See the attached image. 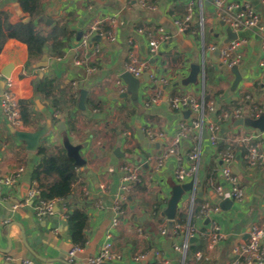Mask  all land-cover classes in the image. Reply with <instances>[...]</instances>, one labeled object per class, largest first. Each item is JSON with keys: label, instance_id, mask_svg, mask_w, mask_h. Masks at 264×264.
Wrapping results in <instances>:
<instances>
[{"label": "crops", "instance_id": "obj_1", "mask_svg": "<svg viewBox=\"0 0 264 264\" xmlns=\"http://www.w3.org/2000/svg\"><path fill=\"white\" fill-rule=\"evenodd\" d=\"M229 1L251 5L264 25V0ZM154 2L155 8L148 9L136 0H39L38 12L32 17L34 25L39 30L57 34L50 40L52 47L45 48L49 63L44 68L35 66L41 58L28 64L26 43L16 38L6 41L0 53V72L9 66L17 97L29 101L33 116L27 131L44 129L40 145L52 152L57 151L58 144L67 142L80 146L85 162L77 169L71 204L84 207L89 221L86 245L71 258L69 250L73 243L63 204L58 205L52 215L44 217L37 216L36 204L20 205L34 183L32 172L40 157L18 138L17 129L0 107V175L24 168L19 182L10 189L3 188L0 195V264H8V257L16 261L31 259L33 264H89V258L101 249L110 229L114 249L121 255L113 264H161L151 255L146 259L135 258L136 254L149 253L155 248L168 264L198 263L195 254L186 262L185 255L174 248L183 237L173 230V220L164 215V209L173 185L178 184L174 180V169L178 164L185 167L192 164L189 153L198 146V194L193 200V192H185L177 209L186 213L189 221L198 222L202 204L212 199V192L220 183V150L204 134L196 135L193 131L177 147V154L170 153L173 139L181 123H189L202 113L213 118L214 113L208 109L201 111L205 96L206 105L212 101L219 111L235 107V101L243 95L251 101L249 108L246 104L237 106L243 107L245 117L256 118L264 111V73L260 68L264 42L258 29L237 33V38L246 42L233 52L238 62L229 68L221 62L219 52L209 49L212 45L222 47L229 37L228 26L215 17L212 1ZM191 3L197 5L193 20L181 31L174 18H183ZM0 15L11 24L31 19L19 0H0ZM59 28L63 30L60 34L57 33ZM159 28L164 29L168 38H162ZM90 33L88 45H84L82 38ZM151 36L158 41V54L150 58L149 80L141 79L138 98L133 100L130 95L123 96L127 84L121 74L131 50L140 58L149 57ZM58 42L64 44L61 55L53 50ZM195 64L200 68L196 79L191 81ZM234 68L241 75L235 88ZM45 78L54 80L55 99L69 105L75 101L73 108L57 111L40 95L38 89ZM122 86L126 87L124 93L120 91ZM81 90L87 91L84 110L76 107ZM157 95L163 98L160 106L144 105L146 98ZM174 96H188L200 109L177 110L170 101ZM72 111L74 114H70ZM66 112H69L67 116ZM69 115L74 128L68 124ZM62 122L63 128L60 127ZM139 129L143 131V140ZM147 130L152 131L154 140L147 137ZM255 133L259 134L258 141L264 151V131L245 124L235 125V120L220 129L219 142L224 144L223 148L234 149V172L245 189V197L243 201H233L229 209L219 204L216 219L225 232L220 244L210 249L206 236L191 241L200 246L207 257L203 264H226L232 257V247L241 237H246L250 226L264 222V165L249 168L244 158L248 150L242 153L238 148L239 143L249 148L254 140L244 138ZM163 157V166L156 170L157 162ZM125 167L136 169L140 175V181L131 183L128 190L122 188ZM123 195L125 200L121 202L122 212L118 215L115 204ZM116 216L119 223L113 227ZM201 224L203 230L209 228L206 220L199 227ZM164 228L165 234L162 233Z\"/></svg>", "mask_w": 264, "mask_h": 264}, {"label": "built area", "instance_id": "obj_2", "mask_svg": "<svg viewBox=\"0 0 264 264\" xmlns=\"http://www.w3.org/2000/svg\"><path fill=\"white\" fill-rule=\"evenodd\" d=\"M141 6L154 9V0H136ZM215 8V17L225 23L232 31L239 33L244 29L255 28L258 29L264 42V25L260 23L259 13L252 8L251 5L247 3H236L229 0H212ZM197 5L191 3L187 8V13L183 18L175 17V23L178 25L181 31L186 30L191 21L193 20L194 13L196 11ZM96 29V27H93ZM163 39L168 38V35L163 28H159ZM92 33L85 35L82 38L84 45H88L89 38ZM245 39H232L227 41L222 47L217 45H212L209 47L211 51H218L220 60L223 64L229 68L234 67L238 59L233 58V52L243 43ZM158 54V41L155 37L151 36L149 40V57L140 58L138 57L135 50H131L129 53V61L126 64L125 71L131 73L134 77L142 79L143 75L149 72L150 69V58L155 57ZM260 68L262 73H264V45H263V56L260 61ZM3 81V90L0 94V107L6 117L8 118L10 124L17 130H27L21 117V106L20 99L14 90V82L12 78L5 77L2 72H0V82ZM121 83V80L118 81ZM164 82V80H162ZM122 93L126 92V87L122 86ZM172 106L177 110L183 109H194L199 110L200 105L189 98L188 96H174L170 99ZM163 103V98L161 95L154 97H148L144 100V105L146 107L150 106H160ZM201 111L205 110V104L202 103ZM206 109L210 113H214L213 118L205 116L202 113L201 117L191 120L189 123H181L178 128V132L173 139V147L170 153H176L177 147L180 143L187 138L190 132H195L196 135L203 134L205 129L207 132V137L212 144H216L219 141L220 129L227 122H233L240 118H244L243 107H233V108H223L218 113L216 105L214 102H209L206 105ZM259 116V115H258ZM257 116V117H258ZM130 132H128V135ZM147 137L150 140H154V135L152 131H146ZM259 134L255 133L250 137L244 138V140H254L253 144L248 148L247 153L244 155L247 166L249 168H258L264 165V151L261 149L260 143L258 141ZM200 149L198 146L194 148L189 153V158L193 161L188 167L178 164L174 169V180L178 184H184L193 181L195 188L193 192V200L195 198L197 189V172H198V159H199ZM219 157L221 160L220 169V183L216 185L212 195H214L218 200H223L228 197L233 201H243L245 197V189L241 184L239 176L234 172V162H235V152L232 147L227 146L225 149L219 151ZM164 157L160 159L156 164V170H159L164 164ZM180 161V157L178 158ZM24 172L23 167L17 168L9 175H0V195L3 188L14 187L22 177ZM140 181V175L138 171L131 167H125V173L123 176L124 190H128L131 183H137ZM39 190L35 186V182L30 185L27 190L26 197L20 205H27L33 200L38 199ZM125 196H121L120 200L115 204L116 213L119 215L122 212L121 204L124 202ZM122 202V203H121ZM264 202V197H263ZM60 205L57 200L43 201L39 200L36 204L37 216L44 217L45 215H52L55 212V208ZM64 210V218L66 219L68 207L62 205ZM220 211L219 203L213 198L206 200L201 207L200 214L198 215V222H192L191 220L186 225L174 224L173 230L177 234L182 235L183 239L181 243L175 244L174 248L186 255V252L191 245V238H203L207 237L209 239L208 247L214 248L225 238V232L219 225L216 214ZM117 215V216H118ZM115 217L113 220V227L117 226L119 223V218ZM208 219L209 228L207 230L199 227L200 223ZM179 231V232H178ZM162 233H166V228L162 230ZM113 230L110 229L106 233V240L104 241L101 249L92 257L89 258V264H113L121 258V255L115 251L113 246ZM82 247L77 245H72L69 250V256L73 258ZM232 257L227 261L226 264H264V222L252 224L246 237H241L238 242L232 247L231 250ZM148 255H151L160 260L161 264H168L169 261L162 257L161 251L157 248L151 250L149 253H138L135 255L136 259H146ZM195 256L198 260L197 264H203V260L207 259L202 251H197ZM8 264H33L31 259H21L19 262L7 258Z\"/></svg>", "mask_w": 264, "mask_h": 264}, {"label": "trees", "instance_id": "obj_3", "mask_svg": "<svg viewBox=\"0 0 264 264\" xmlns=\"http://www.w3.org/2000/svg\"><path fill=\"white\" fill-rule=\"evenodd\" d=\"M38 2L39 0H19L22 9L29 12L31 15L30 20H23L18 23L11 24L6 22L3 16L0 15V53L9 38H16L28 45V64L35 62L43 56L45 48L50 45V40L57 37V34L54 32L39 30L34 25L32 17H34L38 12ZM60 31L63 30L59 28L57 33L60 34ZM50 47L52 46L50 45ZM63 48L64 44L60 42L53 45V50L58 55L63 53ZM51 52L52 51L49 49L48 53L50 54ZM53 86V79H43L38 89L40 95L44 99L50 101L52 107L57 111L63 112L69 110L67 108H73L75 101L74 103H71L72 105H69L68 103L60 102L55 99ZM207 101L208 98L205 96V109ZM28 102L29 101L27 100H20L21 117L26 127L32 125L31 119L33 116V111L28 106ZM250 103L251 101L246 99V95H243L240 100L235 101V107L241 104H246V108H249L251 107ZM218 112L219 110L217 113ZM68 118L69 126L73 127V118L70 115ZM216 144L218 145V149L220 151L224 149V144L221 142L217 141ZM56 147V152L50 151V149L44 145H39L36 150L40 160L33 169L32 180L35 182V186L39 190V197L38 199L33 200L32 203L37 204L39 200H57L60 204L66 205L68 207V211L66 212V221L71 241L73 245L84 247L87 241L85 231L88 225L89 215L84 207L71 204L75 185L78 179L77 169L79 166L75 164L74 158L68 154L64 143L58 144ZM238 148L242 151V153H245L248 150V147H245V143H239ZM196 193L198 194V191ZM198 213L200 214V212ZM172 222L174 224L186 225L189 222V218L186 213L177 212L175 219ZM200 249V246L191 244L185 255L186 262L192 254H195Z\"/></svg>", "mask_w": 264, "mask_h": 264}, {"label": "water", "instance_id": "obj_4", "mask_svg": "<svg viewBox=\"0 0 264 264\" xmlns=\"http://www.w3.org/2000/svg\"><path fill=\"white\" fill-rule=\"evenodd\" d=\"M212 0H208V2H211ZM222 24L224 25L225 23L222 21ZM227 32H228V41L237 38V33L232 31L229 27H227ZM81 36V33L78 34L77 38L79 39ZM218 53V51H217ZM49 63V56L47 53H44L43 56L41 57L40 61L36 63V67L44 68L48 65ZM199 65L195 64L192 66V77L191 81H194L196 79L197 73L199 71ZM233 72L235 74V80L233 83V88L237 86L241 79V75L239 73V70L237 68L233 69ZM2 73L4 74L5 77H9L10 75V67H6ZM121 78L124 80V82L127 84V92L124 93L123 96H129L133 99L136 100L138 98V93L140 89V84H141V79L134 77L131 73L128 71H124L121 74ZM145 81L149 80V74L145 73L142 77ZM3 81L0 82V94L2 93L3 90ZM87 91L86 90H81L80 98L77 103V109L79 110H84L85 109V98H86ZM69 112H66L65 115L67 116ZM70 114H74L72 111ZM245 124L246 126H249L254 129H258L260 131H264V111L256 118H251V117H244L240 118L235 121V125H243ZM61 128L64 127V123L62 122L60 125ZM44 134V129H39L36 131H27V130H17L16 135L18 136L19 139L24 141L27 145V148L30 150H37V148L40 145V138ZM203 134L207 137V132L204 129ZM139 135L141 139H144L143 131L139 129ZM66 148L68 151V154L72 156L75 160V164L77 166H82L84 164V159L81 157L80 154V146L73 145L70 142H67ZM117 153V151H116ZM195 188V184L193 181L184 183V184H174L172 187V193L171 196L168 199V203L166 208L164 209V215L169 219V220H174L175 216L177 214V209H178V204L180 200L182 199V196L184 195L185 192H190L193 191ZM215 201H217L222 208L224 209H229L233 205V200L230 198H226L223 200H218L214 195L212 197ZM208 222V219H206V223ZM196 237H192L191 241H195ZM171 245V240L169 241ZM29 248V247H28ZM31 252L37 256L36 253L33 252L32 249H30ZM21 260V259H20ZM18 260V262L20 261Z\"/></svg>", "mask_w": 264, "mask_h": 264}]
</instances>
